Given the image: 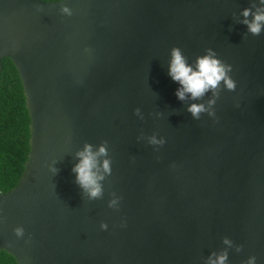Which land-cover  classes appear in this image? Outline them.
<instances>
[{"label":"water","instance_id":"1","mask_svg":"<svg viewBox=\"0 0 264 264\" xmlns=\"http://www.w3.org/2000/svg\"><path fill=\"white\" fill-rule=\"evenodd\" d=\"M252 2L68 0L66 17L56 2L0 0V81L11 59L31 115L25 174L0 195V251L18 264H207L227 250L228 264H264V34L238 22ZM173 47L232 66L237 88L220 92L215 118L187 111L211 92L176 97ZM104 141L112 172L89 200L75 154Z\"/></svg>","mask_w":264,"mask_h":264},{"label":"clouds","instance_id":"2","mask_svg":"<svg viewBox=\"0 0 264 264\" xmlns=\"http://www.w3.org/2000/svg\"><path fill=\"white\" fill-rule=\"evenodd\" d=\"M53 2V0H43L44 4ZM60 4V13L62 16L71 17L72 9L68 7V0H55ZM239 20L246 29L247 34L252 36H260L264 34V0H253L251 5L242 10ZM89 51L88 49L85 50ZM233 69L230 64L218 58V54L211 48L205 50L203 55L195 58L193 63H189L188 58L183 54L179 47H173L170 51V60L168 62V75L171 80L178 83L179 87L175 93L180 101H197L201 100L206 94L211 92L212 97L204 103H192L187 111L192 115L193 119L199 120L201 114L207 113L210 117L215 118L216 113L214 106L219 99L222 90L234 92L237 88L236 81L230 75ZM239 107V105H237ZM134 115L143 119V114L139 108L135 109ZM140 138H143L141 135ZM148 142L152 145H163L165 140L163 137L157 139V135L153 134L148 138ZM76 163L72 167V173L75 175V183L83 190L89 200H99L104 196L103 181L112 172V160L109 158L108 143L102 142L98 146L85 143L82 150L76 152ZM53 165H49V171L55 175L57 169ZM121 198L115 193L108 202V207L119 210ZM0 217V223H2ZM126 226L125 223L121 227ZM101 231H107L106 223L100 224ZM14 235L17 239L25 236V229L16 227ZM223 244L227 248L235 247L237 253L242 251V246H235L233 241L227 237L223 239ZM228 251H222L219 254L213 253L209 257L207 264H228ZM245 264H257V258L250 256Z\"/></svg>","mask_w":264,"mask_h":264},{"label":"trees","instance_id":"3","mask_svg":"<svg viewBox=\"0 0 264 264\" xmlns=\"http://www.w3.org/2000/svg\"><path fill=\"white\" fill-rule=\"evenodd\" d=\"M30 153L31 115L27 97L18 69L11 59H5L0 81V195L18 187ZM0 264L18 263L12 255L0 251Z\"/></svg>","mask_w":264,"mask_h":264}]
</instances>
